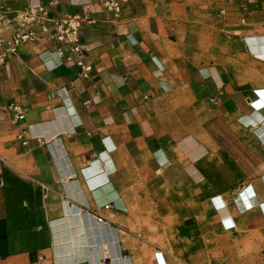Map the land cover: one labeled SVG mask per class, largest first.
Listing matches in <instances>:
<instances>
[{"label":"crops","instance_id":"1","mask_svg":"<svg viewBox=\"0 0 264 264\" xmlns=\"http://www.w3.org/2000/svg\"><path fill=\"white\" fill-rule=\"evenodd\" d=\"M77 1L0 13L5 38L29 3L92 19L87 80L47 34L0 66V264H158L156 251L174 264L204 253L190 237L264 244V0H130L118 16ZM244 21L261 32L245 43L263 55L242 50L257 71L235 67ZM13 102L26 109L17 125ZM156 221L172 249L152 242Z\"/></svg>","mask_w":264,"mask_h":264},{"label":"built area","instance_id":"2","mask_svg":"<svg viewBox=\"0 0 264 264\" xmlns=\"http://www.w3.org/2000/svg\"><path fill=\"white\" fill-rule=\"evenodd\" d=\"M9 0H0V13L4 4ZM130 0H105L104 7L118 16L123 5ZM78 4H88L91 0H78ZM11 19L17 24L16 31L10 38H5L0 33V66L6 64L8 58L18 53L19 46L28 40H35L47 34L52 40L60 44L57 50L59 57L79 68V77L87 80L92 71V65L86 60V48L81 40L83 23L92 19L80 13L67 15L63 19L50 17L48 5L29 3V5L12 12ZM14 125L25 119L26 109L18 103H11L6 108ZM17 138L27 143L24 133L18 132Z\"/></svg>","mask_w":264,"mask_h":264},{"label":"rangeland","instance_id":"3","mask_svg":"<svg viewBox=\"0 0 264 264\" xmlns=\"http://www.w3.org/2000/svg\"><path fill=\"white\" fill-rule=\"evenodd\" d=\"M242 25L250 27V29L245 28V30H241L238 35H234L235 38H240L238 44L235 45V67L236 69L257 71L258 67L253 63V58L250 56V59L248 58V60L247 57H249V55L247 53L243 54L242 50H244V45L247 44L249 52L255 57L263 55L261 53L258 54L253 52L248 43H245V38L247 39L246 36L250 34H261V32L258 29H255L253 21L250 23L244 21ZM218 32L220 37L233 34V31L228 32L219 30ZM226 48L227 47L224 45L223 49L225 50ZM170 224V228H173L175 225L174 223ZM148 229H150L151 232H155V234L161 235L152 239V242L157 247L166 250L172 249L174 242L177 241L176 238L168 239L162 236L165 229L161 222L156 221L155 223H151ZM185 242L188 246L202 247L204 253H188L186 255V257H188L187 260L183 259L182 255L169 254L171 262H174V264H264V244L259 237L253 234L230 237L224 236L219 238L204 237L202 239L190 237L185 239ZM161 255L163 254L159 251L154 253L157 263L166 264L164 260V263H162V259L160 258ZM179 256L181 260L178 259Z\"/></svg>","mask_w":264,"mask_h":264},{"label":"bare ground","instance_id":"4","mask_svg":"<svg viewBox=\"0 0 264 264\" xmlns=\"http://www.w3.org/2000/svg\"><path fill=\"white\" fill-rule=\"evenodd\" d=\"M208 70V69H207ZM208 72V71H207ZM208 73H210V72H208ZM218 78V77H217ZM262 94H263V92H262ZM258 96H262V95H260V93L258 92ZM264 96V95H263ZM257 112V111H256ZM255 115V114H254ZM259 117V116H258ZM109 188V187H108ZM100 201V200H99ZM249 202H250V200H249ZM119 203H121L120 202V200H119ZM251 203V202H250ZM225 205V204H224ZM227 215V212H226V209H223V211L221 212V216H222V218H224L225 216ZM230 227H232V226H230Z\"/></svg>","mask_w":264,"mask_h":264}]
</instances>
